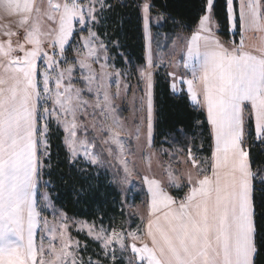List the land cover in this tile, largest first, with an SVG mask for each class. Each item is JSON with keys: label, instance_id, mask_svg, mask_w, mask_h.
Masks as SVG:
<instances>
[{"label": "snow or ice", "instance_id": "snow-or-ice-1", "mask_svg": "<svg viewBox=\"0 0 264 264\" xmlns=\"http://www.w3.org/2000/svg\"><path fill=\"white\" fill-rule=\"evenodd\" d=\"M214 6V0H205L197 29L182 38L185 71L167 73L172 90L186 86L189 99L205 113L211 155L197 160L188 150L196 178L188 173L189 191L179 203L159 181L143 177L150 194L143 234L89 229L113 262L117 246L122 256L132 253L128 264H256L264 250V234L257 243L258 230H264V196L259 213L254 196L260 173L252 171L244 147L249 125L264 143V0H225L226 19L240 37L228 46L219 39ZM104 8V0H47L46 6L0 0V17L15 21L0 32V264H85L79 243L67 235L66 220L59 217L58 228L43 215L51 207L49 194L37 199L38 187L47 186L39 181L53 125L64 134L73 165L80 160L92 167L103 164L97 144L115 145L124 173L120 184H130L134 172V161L125 156L143 153L145 146H131L132 139L140 140L139 122L128 126L117 101L132 93L133 103L146 111L151 134L153 81L167 67L165 58L154 53L145 15V59L131 73L117 68L108 44L94 30ZM143 11L148 13L150 5ZM250 32L259 33L258 42H247ZM167 55L174 57L175 47ZM132 74L137 87L143 85L139 98L128 82ZM169 179L175 183V176ZM259 183L264 185V177Z\"/></svg>", "mask_w": 264, "mask_h": 264}, {"label": "trees", "instance_id": "trees-1", "mask_svg": "<svg viewBox=\"0 0 264 264\" xmlns=\"http://www.w3.org/2000/svg\"><path fill=\"white\" fill-rule=\"evenodd\" d=\"M142 1L144 0H106L107 6L95 28L111 49L110 55L117 68L130 71L133 67H138L146 57ZM147 1L151 4V14H159L164 18L158 30L168 35H175L181 31L191 32L198 24L200 16L204 14L205 0ZM214 4L213 11L220 29L218 35L225 40L238 41L239 34L234 36L231 33L226 19L225 0H214ZM153 28L156 27L153 26ZM154 79L153 146L167 145V140L172 143L173 138L177 140L180 138L182 141L189 139L188 141L196 142V145L201 143L206 156L209 157L212 141L203 110L193 106L185 92L179 94L172 92L165 68L158 70ZM247 131L249 134L245 137L244 147L249 152L252 171L260 173L254 181L257 189L254 196L259 213L261 198L264 196L262 191L264 185L259 183V179L264 174V143L256 139L251 125L248 126ZM63 135L62 131L53 125L48 137L49 167L45 175L49 184L44 188L54 207L62 210L70 218L84 219L109 228L116 227L118 223L124 221L125 210L122 193L109 174L111 169L108 167L106 170L89 165H83V169L79 165L80 162L70 164L68 152L63 143ZM81 187L84 191L77 195ZM173 193L175 194L174 191ZM72 234L84 241L88 249L99 248V244L85 234L79 231H72ZM261 234H264V230H258V246L261 242ZM256 264H264V250L258 253Z\"/></svg>", "mask_w": 264, "mask_h": 264}, {"label": "rangeland", "instance_id": "rangeland-1", "mask_svg": "<svg viewBox=\"0 0 264 264\" xmlns=\"http://www.w3.org/2000/svg\"><path fill=\"white\" fill-rule=\"evenodd\" d=\"M37 3L43 2L44 6L47 5V0H36ZM105 7L107 6L106 0H104ZM145 4L150 5V11L146 13V15L150 18L149 21L152 26H155L154 29L152 27L151 35L153 36L152 48L156 55L164 57V63L167 64V67H161L159 70L165 68L168 72L174 71L177 74L183 73L185 69L182 67L181 60V48L183 47L184 35H187L184 31H181L173 34H164L163 31L158 30L161 26L164 18L159 14H151V4L146 0L142 1L141 7L143 10V6ZM15 21L10 20L4 17H0V32L4 30L5 27L9 25H14ZM95 30V29H94ZM96 31V30H95ZM233 33V32H231ZM161 36V37H160ZM183 38V40H182ZM16 37L13 36V40ZM163 40V41H162ZM104 41V40H103ZM105 42V41H104ZM106 43V42H105ZM229 43V42H226ZM175 47L176 55L174 57H168V53L173 50ZM74 53H69V56H73ZM169 60L171 63H169ZM180 63L181 66L174 67L175 64ZM120 69V68H119ZM125 70L126 73H131V70ZM128 82L132 85V92L135 93L137 98L141 97L143 93L140 91V88L143 85L137 87V79L134 74L128 75ZM155 78V76H154ZM171 84L173 83L172 78ZM155 80V79H154ZM79 86V85H77ZM184 87L180 84H177L176 91H181V88ZM113 90H115L113 86ZM175 91V93H176ZM174 93V91L172 90ZM179 93V92H178ZM152 100H153V117H152V131L149 135L147 132V124H146V111L139 105L133 103L132 93L128 94L126 101H117L118 104H121L125 109L122 112V118L128 126H132L134 121L139 122L140 127V140L137 142L134 139L131 141V146L134 148L137 143L140 145H144L143 153L136 151L134 155H126L125 158L131 161H134V172L130 177V184H120L119 178L123 176V168L120 165L119 160L116 159L118 153L116 152L115 145H105L103 143H98L95 151H98L101 155V158L105 160L103 164L95 166V168L102 167L104 169L110 168L109 174L113 183L117 184L121 193H122V202L125 212V218L123 222H120L116 225V227L109 228L106 225L96 224L95 222H89L80 218H70L68 217L62 210L55 209L52 207H48L43 212V215L48 218V220L52 223L57 224L59 228V217H63L66 220L67 224V235L71 237L73 242L79 243L78 255L85 261V264L89 260H91L92 264H128L130 258H132V253L128 251L123 256L120 253V250L117 246L116 248V260L113 262L109 257L105 255L102 244L97 241L94 236L89 235V229L92 228L94 230L103 229L105 232L111 234L113 230L117 234L127 236L130 232H137L138 234H143L146 229L148 213H149V204H150V194L147 191V184L144 183L143 177L147 176L149 179H156L160 182L161 187L165 192L169 194L173 191L175 192V196L178 198H182L183 192L188 187V173L191 172L192 176L194 173L196 174V168L193 167L192 162L188 158V150L191 149L193 156L197 160H203L208 158L206 156V151L201 146V143L196 145V142L188 141L189 139L173 138L171 140H167V145H161L159 147L153 146V138H154V123H155V108H154V81L152 88ZM90 123V121H89ZM97 138L99 140L101 134L99 132L96 133ZM187 140V141H186ZM150 145V147H149ZM127 147V146H126ZM108 148L113 149V156H108ZM49 155L44 158L42 169L40 171V185H48L49 180L47 179L45 172L49 167L47 163ZM80 162V167L83 165H88L84 160L78 161ZM129 167H133L132 164ZM109 169V170H110ZM107 170V169H106ZM138 173V174H137ZM175 176V183L170 181L169 175ZM264 177L261 176V178ZM194 179V178H193ZM40 194H38V203L41 198V194L48 193L44 187H40ZM171 195V194H169ZM139 199H138V198ZM137 198V199H136ZM50 199V196H49ZM47 203V202H46ZM63 230V229H60ZM72 231L85 234L93 241L99 244V248L92 247L88 249L86 243L84 241L79 240L76 236L72 234ZM147 240V237H144ZM39 241V239H38ZM127 242L131 244L130 237L127 239ZM137 246H139V241L136 242ZM56 247L60 246L59 240V231L57 232V238L54 241Z\"/></svg>", "mask_w": 264, "mask_h": 264}, {"label": "crops", "instance_id": "crops-1", "mask_svg": "<svg viewBox=\"0 0 264 264\" xmlns=\"http://www.w3.org/2000/svg\"><path fill=\"white\" fill-rule=\"evenodd\" d=\"M147 1V0H146ZM148 2V1H147ZM150 3V2H149ZM234 7H235V4H234ZM237 7H238V5H237ZM142 8V7H141ZM145 15H146V13L142 10V17H143V32H144V40H145V51H146V46H147V41H146V39H145V20H144V17H145ZM230 25V24H229ZM152 25H151V23H150V21H149V31L151 32V30H152ZM197 27H198V24L192 29V31L191 32H189V33H187V35H184V40H186L187 38H190V36H191V34H192V32H194L196 29H197ZM230 31L232 32V30H231V28H230ZM178 34H179V32H178ZM258 38H259V33H249L248 34V43L249 44H252V43H256V42H258ZM219 39L225 44V46H228V44L232 41V40H225V39H223V38H221L220 36H219ZM226 42H229V43H226ZM170 83H171V80H170ZM184 88H185V90L184 91H182V92H185L186 93V86H184ZM181 93L180 91H176V93L175 94H179V93ZM187 94V93H186ZM190 100V99H189ZM190 102L192 103V105L193 106H195L196 108H198L191 100H190ZM212 145V144H211ZM210 155H211V151H210ZM210 157V156H209ZM193 178L195 179L196 178V174L194 173V176H193ZM39 188L40 187H38V192H37V199H38V194H40V190H39ZM188 191H189V187H187L186 188V190L184 191V193H183V195H182V198H178V197H176L175 195H174V193H170V191H169V194H171L170 196H172L173 197V199L177 202V203H179L180 201H182L184 198H185V196H186V194L188 193ZM50 200V202H51V205H52V207L53 208H55V209H57L56 207H54V205H53V203H52V200L51 199H49ZM63 212V211H62ZM39 239V233H38V235H37V240Z\"/></svg>", "mask_w": 264, "mask_h": 264}]
</instances>
